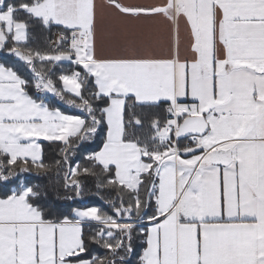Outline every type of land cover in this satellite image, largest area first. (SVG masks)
<instances>
[{
	"label": "snow or ice",
	"instance_id": "obj_1",
	"mask_svg": "<svg viewBox=\"0 0 264 264\" xmlns=\"http://www.w3.org/2000/svg\"><path fill=\"white\" fill-rule=\"evenodd\" d=\"M107 6L183 17L191 61L98 56L96 0H0V57L17 60L0 63V264H127L137 240L139 264H264V0ZM35 26L54 47L29 46ZM129 100L162 112L143 139ZM41 141L60 145L63 205L22 176L49 171ZM89 176L109 211L88 206Z\"/></svg>",
	"mask_w": 264,
	"mask_h": 264
},
{
	"label": "crops",
	"instance_id": "obj_2",
	"mask_svg": "<svg viewBox=\"0 0 264 264\" xmlns=\"http://www.w3.org/2000/svg\"><path fill=\"white\" fill-rule=\"evenodd\" d=\"M119 2L126 5H161L165 0ZM96 3L98 56L171 59L178 51L182 62L191 61V35L183 17L178 24L163 16L137 20L121 16L107 6V0H96ZM50 45L54 46L51 40Z\"/></svg>",
	"mask_w": 264,
	"mask_h": 264
},
{
	"label": "trees",
	"instance_id": "obj_3",
	"mask_svg": "<svg viewBox=\"0 0 264 264\" xmlns=\"http://www.w3.org/2000/svg\"><path fill=\"white\" fill-rule=\"evenodd\" d=\"M59 32L58 29L53 28L50 31L48 30H43L39 26H35L32 29V40L30 41L29 46L34 48V49H40L47 51L50 49V38L51 36L55 33ZM0 63H4L6 66H15L17 64V60L15 58H12L11 56H8L7 58L0 57ZM41 67L40 63H37V68ZM45 70H47L50 65H43ZM64 69L71 70L70 65H64ZM53 72H56L57 75L59 74L61 69L58 68H53ZM53 79H56L55 76H53ZM59 86V85H58ZM51 95V94H49ZM72 97L69 95L65 96V99H71ZM130 107L128 109V116L131 117L133 113L136 115L140 116L143 120V126H133L129 129L130 133L134 134L137 137L140 138H145L148 135L151 134V129H150V120L153 117V114L155 113L156 115H162L161 110L158 109H148V108H143L140 106H131L132 101H128ZM50 107H56L59 108L61 111L65 112L66 114H79L78 111L76 110H71L69 109L62 101L57 100L55 97L51 98L50 101ZM187 141V140H185ZM183 141V142H185ZM42 144V149H43V159L44 163L47 165H50V169L48 172H38L35 169L31 171L30 173H24L22 176L26 179V182L32 185H41L42 187H46L47 190V197L46 199L48 201H51L57 205H63L66 202L63 201V199H58L57 197H63L64 195L68 194L70 195L71 193H66L65 190L62 187V179L57 178V171L55 168V161L57 159H60V154H59V148L60 145L58 144H53L47 141L41 142ZM100 144L99 138L93 142L92 144V149L93 150H98V146ZM79 159V156L77 157ZM80 163L82 165H85V162L83 160H80ZM86 166V165H85ZM63 173H60V176L62 177ZM84 185H85V200L88 203V206H98L104 211H109L108 206L104 203L103 200H101L98 196L93 195V193L96 192L95 184L96 180L94 177H87V178H81ZM19 184V181H17V185ZM17 185H9V188L16 187ZM9 189L8 188H3L0 187V197H3L5 192H7ZM101 195L108 197L109 195H112L108 190H102ZM67 203H73L71 201H68ZM141 241L137 240L136 241V254L132 255L128 261L127 264H139V254L142 253V247H140ZM97 253L101 256H103L104 250L97 248L96 249Z\"/></svg>",
	"mask_w": 264,
	"mask_h": 264
},
{
	"label": "built area",
	"instance_id": "obj_4",
	"mask_svg": "<svg viewBox=\"0 0 264 264\" xmlns=\"http://www.w3.org/2000/svg\"><path fill=\"white\" fill-rule=\"evenodd\" d=\"M59 37V32H55L52 36H51V43L55 45V42L58 40Z\"/></svg>",
	"mask_w": 264,
	"mask_h": 264
},
{
	"label": "rangeland",
	"instance_id": "obj_5",
	"mask_svg": "<svg viewBox=\"0 0 264 264\" xmlns=\"http://www.w3.org/2000/svg\"><path fill=\"white\" fill-rule=\"evenodd\" d=\"M50 40H51V38H50ZM183 143H185V144H190V140H187V141H185V142H183Z\"/></svg>",
	"mask_w": 264,
	"mask_h": 264
}]
</instances>
